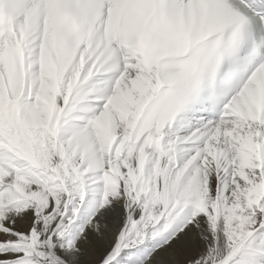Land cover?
<instances>
[{
  "label": "snow or ice",
  "instance_id": "snow-or-ice-1",
  "mask_svg": "<svg viewBox=\"0 0 264 264\" xmlns=\"http://www.w3.org/2000/svg\"><path fill=\"white\" fill-rule=\"evenodd\" d=\"M0 264H264V0H0Z\"/></svg>",
  "mask_w": 264,
  "mask_h": 264
}]
</instances>
